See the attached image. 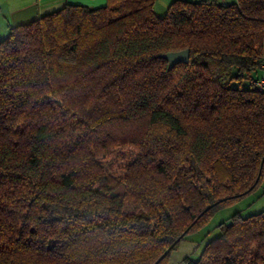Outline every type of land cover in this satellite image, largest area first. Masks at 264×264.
Returning <instances> with one entry per match:
<instances>
[{"label": "trees", "instance_id": "trees-1", "mask_svg": "<svg viewBox=\"0 0 264 264\" xmlns=\"http://www.w3.org/2000/svg\"><path fill=\"white\" fill-rule=\"evenodd\" d=\"M155 1L69 3L0 40V264H155L188 229L170 264L264 194V0ZM198 244L190 264H264V209Z\"/></svg>", "mask_w": 264, "mask_h": 264}, {"label": "rangeland", "instance_id": "rangeland-1", "mask_svg": "<svg viewBox=\"0 0 264 264\" xmlns=\"http://www.w3.org/2000/svg\"><path fill=\"white\" fill-rule=\"evenodd\" d=\"M174 0H156L154 4V12L157 16L163 17L168 13L170 4ZM197 1V0H191ZM232 2L235 0H225ZM189 14V13H187ZM248 80L243 81V86H248ZM122 160L118 159L117 163L119 164ZM264 184V180H263ZM261 194V187L253 192L252 194L246 196L243 200L237 202L234 205L220 209L210 220L206 228L201 232L192 234L188 237L187 240L182 242L176 250L173 251L171 255L170 264H190V258L198 256L201 251V245L198 244L199 239L203 236V233L207 230L208 227H215L220 224L225 218L231 216L233 213L239 211L242 215L247 216L252 213H256L264 209V194L260 199L256 200L258 195ZM256 200L254 203H252ZM206 229V230H205ZM214 232V231H213ZM217 232V231H216ZM217 234V233H216Z\"/></svg>", "mask_w": 264, "mask_h": 264}, {"label": "crops", "instance_id": "crops-1", "mask_svg": "<svg viewBox=\"0 0 264 264\" xmlns=\"http://www.w3.org/2000/svg\"><path fill=\"white\" fill-rule=\"evenodd\" d=\"M69 3L100 7L107 0H0V40L8 35L10 26L28 23Z\"/></svg>", "mask_w": 264, "mask_h": 264}, {"label": "water", "instance_id": "water-1", "mask_svg": "<svg viewBox=\"0 0 264 264\" xmlns=\"http://www.w3.org/2000/svg\"><path fill=\"white\" fill-rule=\"evenodd\" d=\"M161 56L169 61V66L170 68H172L176 64L188 63L190 61V49L185 48V49H180V50H172V51H168V52L161 54ZM263 166H264V157L261 162V167H260V171H259V175L256 180V183L260 179ZM187 230L188 229H186V231H184V233L163 253V255L158 259V261L155 264H157L168 252L172 250V248L181 239V237H183L186 234Z\"/></svg>", "mask_w": 264, "mask_h": 264}, {"label": "built area", "instance_id": "built-area-1", "mask_svg": "<svg viewBox=\"0 0 264 264\" xmlns=\"http://www.w3.org/2000/svg\"><path fill=\"white\" fill-rule=\"evenodd\" d=\"M259 87L264 89V79L259 82Z\"/></svg>", "mask_w": 264, "mask_h": 264}]
</instances>
